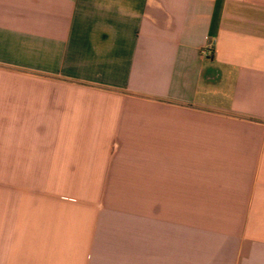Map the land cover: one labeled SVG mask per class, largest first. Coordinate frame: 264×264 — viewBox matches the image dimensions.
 I'll use <instances>...</instances> for the list:
<instances>
[{"label":"crops","instance_id":"1","mask_svg":"<svg viewBox=\"0 0 264 264\" xmlns=\"http://www.w3.org/2000/svg\"><path fill=\"white\" fill-rule=\"evenodd\" d=\"M108 176L127 264H264V0H0V264H87L57 178Z\"/></svg>","mask_w":264,"mask_h":264},{"label":"rangeland","instance_id":"2","mask_svg":"<svg viewBox=\"0 0 264 264\" xmlns=\"http://www.w3.org/2000/svg\"><path fill=\"white\" fill-rule=\"evenodd\" d=\"M138 186H142V179H111L109 176L57 178V189L69 194L62 198L64 202L72 205L69 211L73 216V223L77 226L73 228L72 233L79 235L81 232L79 226L82 223L92 224L94 227V233L90 232L92 234L90 243H86L87 264H127L129 235L159 233L158 225H153L144 217V194L128 193ZM153 211L156 214L159 213V210ZM161 227L162 234H175V231H177L176 234L192 232L191 226L185 223L177 227L168 223ZM81 234L84 235L85 232ZM96 235H99L97 239H95ZM86 245L73 244V251L76 249L82 251ZM76 263L77 261L73 262V264Z\"/></svg>","mask_w":264,"mask_h":264}]
</instances>
